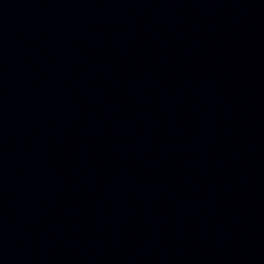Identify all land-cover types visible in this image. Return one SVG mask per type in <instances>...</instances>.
I'll list each match as a JSON object with an SVG mask.
<instances>
[{"label":"water","instance_id":"95a60500","mask_svg":"<svg viewBox=\"0 0 264 264\" xmlns=\"http://www.w3.org/2000/svg\"><path fill=\"white\" fill-rule=\"evenodd\" d=\"M0 264H264V0H0Z\"/></svg>","mask_w":264,"mask_h":264}]
</instances>
